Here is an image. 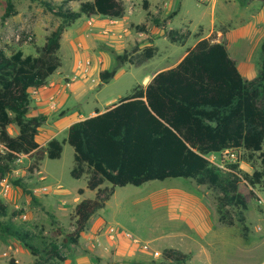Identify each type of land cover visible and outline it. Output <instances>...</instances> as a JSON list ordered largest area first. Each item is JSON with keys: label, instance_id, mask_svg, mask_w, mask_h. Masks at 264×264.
Returning <instances> with one entry per match:
<instances>
[{"label": "rangeland", "instance_id": "1", "mask_svg": "<svg viewBox=\"0 0 264 264\" xmlns=\"http://www.w3.org/2000/svg\"><path fill=\"white\" fill-rule=\"evenodd\" d=\"M43 1L78 10L81 2L91 0H12L15 12L7 18L4 15L8 0H0V50L5 54L10 56L21 50L26 56H36V47L42 46L50 32L64 23L61 17L45 8ZM131 1L135 5H131L134 12L129 15L126 10L123 18L130 19L135 24L148 20L142 24L146 23L148 26L150 23V27L154 29L153 34L150 33L152 29L149 30L151 35L148 37L153 42L154 56H146V47H140L141 41L146 40L139 39L135 28H131L132 32L121 40L111 36L103 37L101 31L96 32L100 37L95 34V39L93 36L89 38L91 32H87L83 24L87 21L84 16L66 27L59 50L62 67L49 78V83L64 77L66 86L73 87L68 88V96H62L68 101L66 103L63 98H49L53 113L49 117L45 116L48 122L43 124L45 131L56 128L55 138L64 142L62 155L59 159L46 157L34 172L29 169L32 161L28 156L22 155L14 163L13 171L7 178L12 189L2 200L8 206L9 214L14 215L15 222L25 229L41 232L45 240L54 239L62 244L65 236L74 230V208L85 199H95L98 193V190L89 187L88 173L80 179L71 174L75 166V150L65 141L67 129L59 122L63 103L65 108L72 110L68 119L78 115V108L82 109L85 117L95 115L97 110L105 112L111 105L131 95L135 88L147 86L144 85L146 78L175 67L202 38L210 33L219 37L212 23L215 21L217 26L220 25L215 5L221 0L207 3L200 0H150L152 5L163 3L149 18L148 10L143 8V0H123L128 5ZM231 1L233 16L247 18L248 21L245 26L240 27L237 18L236 29L231 32L228 47L232 54H237L239 63L249 67L250 73H246L244 79L251 81L254 79L253 74L257 75L258 72L260 51L264 42V23H261V28H257L255 20L249 18V13L260 12L258 17L264 22V5L253 1L250 7H246L244 0ZM168 6L175 11L165 13L169 10ZM154 19H158V23ZM170 31H173L176 41L168 36ZM80 42L86 44L87 49L95 56L105 58V70H116L115 77L109 83L104 84L101 81L99 74L92 68L91 60L87 74H76V69L72 73L73 60L82 52L76 49ZM122 45L123 50L118 52ZM86 52L83 51V54ZM119 54H126L128 61L120 64L117 60ZM87 60L89 59L80 60L83 68ZM61 73L69 75L61 76ZM75 85L84 86L85 89L74 87ZM54 101L61 104V107L53 108ZM9 131L16 136L19 129L16 125H11ZM39 136L41 145H46V137L51 135H43L45 139L40 133ZM214 162L221 165L217 167L223 173H228L230 165L235 163L240 164L242 172L249 174L264 170L259 154L250 158L243 149L239 150L237 161H223L218 156ZM18 179L26 182L27 192L13 184V180ZM110 187L109 183L102 185V189ZM254 190L257 198L243 214L233 206L224 209L226 218L234 221L233 224H228L220 221L221 194L207 185H198L192 179L171 178L150 181L142 186L116 187L105 207L89 219L84 232L98 237L103 234L113 236L117 230L131 233L138 238L143 250H146V245L148 250L154 248L160 251L159 255H154L151 259L152 264H178L164 258L165 249L170 246L185 251L180 252L189 256L184 264H264V181ZM242 215L245 217L244 224L248 227L247 237L239 223ZM58 228L61 229V235L56 233ZM96 242L93 245L89 239H83L78 245L63 247L62 252L67 260L60 264H88L79 262L78 258H87L94 264L95 258H98L95 250L98 248H102L105 253H116V249L104 246L98 239ZM12 258L17 264H34L36 259L17 239L0 236V264H8ZM126 262L113 260L111 264Z\"/></svg>", "mask_w": 264, "mask_h": 264}, {"label": "trees", "instance_id": "2", "mask_svg": "<svg viewBox=\"0 0 264 264\" xmlns=\"http://www.w3.org/2000/svg\"><path fill=\"white\" fill-rule=\"evenodd\" d=\"M253 1L264 5V0H244V5ZM42 3L64 23L36 47L37 55L26 56L18 50L8 56L0 50V183L8 178L22 155L32 161L31 172L38 170L46 157L59 159L62 155L64 142L53 138L41 145L37 140L46 117L29 113L30 90L46 88L49 78L62 67L59 50L65 28L83 16L122 19L126 14L123 0L84 1L77 11L48 1ZM14 12L12 0H8L4 17ZM146 23L134 27L148 33ZM168 36L176 41L173 31ZM154 53L152 45L146 47L148 58ZM260 53L257 77L247 81L226 44L212 34L200 40L175 67L156 73L147 86L135 88L105 112L71 124L65 140L75 150L71 174L80 179L88 173L89 187L98 190L97 197L85 199L74 208V230L62 244L45 240L41 232L16 223L0 199V236L20 241L36 257L34 264L63 263L67 257L62 248L79 244L89 219L105 207L116 187L142 186L171 178L192 179L218 191L220 221L233 224L224 209L233 206L241 214L247 211L257 198L254 189L264 181V170L249 174L235 163L228 173H223L207 156L243 149L250 158L259 154L264 165V42ZM117 60L124 64L128 58L119 54ZM115 75V69L103 70L100 78L107 84ZM11 125L19 129L16 136L9 131ZM104 183L111 187L102 189ZM13 184L27 192L23 180H13ZM244 222L242 215L239 223L247 237ZM56 233L61 235V229ZM164 258L184 264L189 256L167 249ZM8 264L17 263L12 258Z\"/></svg>", "mask_w": 264, "mask_h": 264}, {"label": "crops", "instance_id": "3", "mask_svg": "<svg viewBox=\"0 0 264 264\" xmlns=\"http://www.w3.org/2000/svg\"><path fill=\"white\" fill-rule=\"evenodd\" d=\"M144 1V6L143 8L148 10L149 14H155L156 13V8L159 7L160 5H162L163 2H158L155 5H152L150 0H143ZM164 3L168 4L167 2L164 1ZM219 3V4H218ZM253 3V2H252ZM126 10H128L129 15H132L134 12V7H132L131 5L135 6L134 3H132V1L130 2V5H128L127 3H124ZM169 5V4H168ZM217 5V6H216ZM215 5V9H217V14L218 17L217 19L220 22V25H216L215 21L212 23L214 26V29H217V34L219 37H217V41L218 42H223L224 44H226L228 51L231 55V57L236 60L237 64H238V68L240 70V72L242 73L243 77L246 73H250V69L249 67H247L246 64H241L239 63V60L237 59V54L234 52L233 54L230 52V35L231 32L234 31L236 29V20L238 17L233 16L232 14V1L231 0H221V2H217ZM252 5V4H251ZM246 6V7H250ZM153 9V10H152ZM169 10L165 11V13H168L169 11H175V9L170 10L169 6L168 8ZM77 11V10H75ZM250 17L255 20L256 22V27L257 28H261L262 25L261 23H264L262 21V19H260L258 16L260 14V12L258 13H249ZM125 17V16H124ZM172 20V19H171ZM147 21V20H145ZM145 21L135 24L133 21H131L130 19H111V18H107V17H101V16H97V17H93V18H87V21L83 24H85V28L87 29V32H91L90 36H93L92 38L95 39L94 35L96 37H100V35L96 32L101 31V35L103 37H112L113 39H123L124 36L126 34H128L129 32H132L131 28H135L134 26L137 25H142V23H144ZM238 21L240 23V27L245 26L247 24L248 19L247 18H243V17H239ZM148 29H152L150 27V23L148 24ZM264 27V26H263ZM136 29V28H135ZM215 31V30H214ZM214 31L212 33H214ZM150 33H154V29H152V31ZM148 31V33H142L138 31V37L139 39H145V42L140 43V47H147V46H151L153 45V42H151L150 40H148V37L151 35ZM212 34L210 33L208 36H206V38H209ZM47 38V37H46ZM45 38V40H46ZM203 39V38H202ZM205 39V38H204ZM138 41V39H137ZM45 43V42H44ZM80 48V49H79ZM123 45L122 48L118 50V52L123 50ZM77 50H81V54H77V56L75 57V59L73 60V70L72 73L75 72L74 70L76 69L78 71V73L76 74H82L83 73V68L79 67V62L80 60H86L89 59L92 61V68L94 69V71H96V74H99L105 70L104 68V57L101 56H95L94 54L91 53L90 49H87L86 44H84L83 42L78 43V45L76 46ZM83 51H87L85 54H83ZM93 52V51H92ZM187 54V53H186ZM94 64V65H93ZM75 74V73H74ZM65 76V75H69V74H63L61 73V76ZM154 76V75H153ZM257 77V75L253 74V78L255 79ZM64 78V77H63ZM62 77L57 80V81H52L51 83H49L48 81V86L44 89H31L30 92H35V95H32V102L30 105V116H40V115H44L46 117H49L50 114L53 113L52 108L49 104V98L53 97V98H63L62 96H68V88H72V86L68 87L66 86L64 79ZM151 78H146L144 80V85H147L148 82L152 79ZM253 80V79H252ZM82 85V84H81ZM78 87V85H75L74 87ZM81 88H83L84 86H79ZM78 87V88H79ZM66 89V90H64ZM85 89V88H83ZM66 93V94H65ZM63 102H68L67 100H65V98H63ZM65 103H63V108L60 111L62 112V116L59 119V122H61V125L64 129L69 128V126L75 122H78L80 120L89 118V117H85L83 114L82 109L78 108L76 111L78 113L77 116H73L71 118L68 119V115L70 113H72V110L70 108H65ZM58 107H61V104L58 103ZM98 113V110L96 111ZM96 113V114H97ZM102 113V112H100ZM95 114V115H96ZM94 116V115H93ZM92 117V116H90ZM47 120H46V124H47ZM46 128H44V126L42 125L41 129H40V135L43 139H45V137H43V135H51L49 138L46 137L47 142L50 141L51 139L55 138V134L56 133V128L52 127L51 130H46ZM38 137H40L38 135ZM37 137V140L40 144H42L39 140V138ZM45 145V144H44ZM115 234V235H114ZM113 234V236H110L108 234H103L101 236H96L95 234H87V231L82 233V236L80 238L81 241H83V239H89L91 241V243L94 245L97 242V239L100 241V243H102L104 246H108L110 248H114L116 249V253H108V252H104L102 250V248H98L95 250V252L97 253L96 255L98 256V258H95V263L94 264H111V261H118V260H126V264H152L150 263L151 259L154 258V251H158L154 248H150L149 250H143L139 243H138V238L136 239L135 237H133L131 235V233H128L124 230L115 231V233ZM80 241V242H81ZM102 245V246H103ZM101 246V247H102ZM167 249H176L182 252H185L181 249L175 248L173 246H170ZM160 253V251H158ZM100 259V260H99ZM113 259V260H111ZM79 262H86L88 264H91V262L89 261V259L87 258H78Z\"/></svg>", "mask_w": 264, "mask_h": 264}, {"label": "built area", "instance_id": "4", "mask_svg": "<svg viewBox=\"0 0 264 264\" xmlns=\"http://www.w3.org/2000/svg\"><path fill=\"white\" fill-rule=\"evenodd\" d=\"M202 3H207V2H210L211 0H200ZM79 67L80 68H83L82 67V62H79ZM86 66L84 64V68H83V73L84 74H87V71L89 70L88 66H90L91 64V61L90 60H87L86 62ZM52 106L53 108H57L58 107V102L57 101H54L52 103ZM238 154H239V150L237 149H228V150H225L221 153H218V154H212V155H209L207 156V159L215 166H219L221 167L220 164L218 163H215L214 160L219 156L220 160H231V161H237L238 160ZM223 164V163H222ZM11 189H12V185L9 183V179H6L4 181H2L0 183V199H4L6 198L9 193L11 192ZM46 190V188H44ZM113 230V229H112ZM144 249L148 250V246H144ZM160 253L158 251H155L154 252V255H159Z\"/></svg>", "mask_w": 264, "mask_h": 264}]
</instances>
